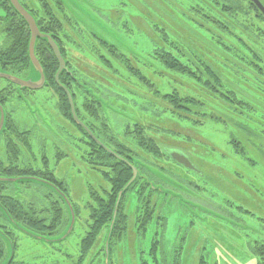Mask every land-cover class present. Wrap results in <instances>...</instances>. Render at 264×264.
<instances>
[{
    "label": "rangeland",
    "instance_id": "obj_1",
    "mask_svg": "<svg viewBox=\"0 0 264 264\" xmlns=\"http://www.w3.org/2000/svg\"><path fill=\"white\" fill-rule=\"evenodd\" d=\"M21 1L37 17L42 33L52 24L48 6L62 21H72L70 16L79 21L81 34L74 28L69 31L72 37L63 40L71 70L101 99L106 98L102 99L104 111L99 112L115 141L140 154L137 161L145 163L148 175L168 192L155 193L141 181L146 191L142 198L139 187L127 195L123 208L127 218L125 236L110 250L109 263L102 249L108 233L105 224L84 258L80 244L90 230L91 209L99 206L96 197L106 202L112 198V181L105 175L112 171L90 160L89 144L82 132L62 117L61 99L55 88L19 91L0 78V104L10 121L8 132L0 139V162L6 166L0 175L31 177L21 176L25 171L47 178L68 194L79 213L69 228L62 220L56 228L34 227L43 234L12 226L10 232L16 244V262L12 264H176L177 259L180 264H260L264 252V77L249 69L237 72L219 65L225 55L207 33L196 28L197 21L192 19L195 16L187 8L198 0H60L62 5L54 0ZM8 6L6 0H0V62L19 61L6 68L13 72L19 69L24 75L28 69L25 58L13 59L7 52L9 46L14 47L11 33L24 27V21ZM154 23L166 29L168 38L176 40L186 33L195 37L194 48L205 61L219 68L222 78L216 93L148 57L154 39L162 43ZM84 27L118 49L107 47L97 38L91 39L97 45L96 57L91 53L92 45L79 49V44L91 43L82 39L87 38ZM25 28L27 37L26 33L16 37L20 45L29 39ZM70 28L66 23L61 34ZM10 41L12 45H8ZM121 46L134 47L148 60L136 59ZM70 67L66 61V68ZM139 71L151 79L155 89L144 85L137 75ZM174 88L198 99L201 108L186 113L175 110L164 96ZM77 93L82 113L84 99L79 90ZM86 117L93 121L88 114ZM137 122L144 124L155 144L185 153L195 169H187L167 155L147 151L149 147L133 136ZM144 173L141 175L147 176ZM36 183L39 189L30 188L31 184L20 186L22 199L27 212L43 216L50 225L52 210L65 206L50 186ZM15 191L5 190L4 195H14ZM149 194L159 198L155 211L154 200L150 198L151 206L144 203ZM139 205L149 211L148 219L139 211ZM11 246L8 241L6 256Z\"/></svg>",
    "mask_w": 264,
    "mask_h": 264
},
{
    "label": "trees",
    "instance_id": "obj_2",
    "mask_svg": "<svg viewBox=\"0 0 264 264\" xmlns=\"http://www.w3.org/2000/svg\"><path fill=\"white\" fill-rule=\"evenodd\" d=\"M54 1L59 2L62 5L60 0H54ZM260 1L264 5V0H260ZM3 2H5V0H3ZM6 2L7 4L10 5L8 7L10 9L12 8L16 12V14H18V16H20V18L24 21V27L20 26L16 30L15 34L11 33L12 37H10V39L13 38L15 39L14 47L11 48L9 46L7 52L8 54L11 53L9 57L12 56L13 59H17V58L21 59L24 57L28 69L27 72H25V74L22 75L21 72H19V69L13 72L6 68V66H8L9 64H15L18 63L19 61H14V62L4 61L2 63L0 62V70L11 73L21 78L28 79L32 72V62L29 53L30 29L28 27L27 21L16 11L14 6L11 4L10 0H6ZM187 8L188 11H192L193 15L195 16V18L192 17V19L197 21L195 23L197 25L196 28H198V30L204 33H207L210 36V41L212 42V44L225 55V61L222 64H219L222 68L237 72L240 70L244 71L246 69H249L251 71L257 72L258 74H260V76L264 77V14L252 0H198L196 5H189L187 6ZM125 11L126 8H124V12ZM48 13L51 15L50 23L52 24H50L49 27L43 29L48 35H50L54 39L55 42L59 43L58 45L60 47L62 55L65 59H67L66 47L59 41L64 37L71 38L72 35L69 34V31L72 32L74 28L80 32L79 34H81L79 21L74 16L69 17V18L71 17L73 18L72 21H70L68 18L62 21V19L57 17L56 14H53L51 12L50 6H48ZM200 20H205L206 24H204ZM66 23H68V25H70L71 28L66 29L65 33L61 34L62 27L64 28ZM25 26H27L28 28L29 39L26 38L27 44L24 43L20 45L16 40V37L18 36V34H21L24 37V33H26V37H27V30ZM154 26L156 27L155 32L157 35H160L162 43L156 42V40L154 39L155 43L153 46V51L148 54V57L151 56L153 60H157L159 63L164 65L165 68L169 69L171 72L183 76L186 75L192 78L198 86L204 87L205 89L209 90L212 93H216L218 91L217 88L221 84V78H222L219 68L217 66H214L211 62L205 61L203 55H201V53L194 48L196 41L195 37H193L192 34L190 35L186 33V35L179 34L180 37L174 40L173 38H168L169 34L166 32V29L164 27H159V23L157 24L154 23ZM84 29L85 32L87 33V38H82V39H87L91 43L87 42L85 44H79V49L80 47H83L87 44L92 45L93 48L91 49V53L96 57L95 53H96L97 45H95L91 41V39L93 38L94 39L97 38L96 39L97 41L104 43L107 47H110L111 49H115V50L118 49L117 45L110 44L108 41L94 34L92 31L87 30L85 27ZM163 31L165 32L161 34V32ZM10 42L8 43V45L13 44V41ZM121 47H122V51L123 50L126 51V53L134 56L138 60L141 61L148 60V57H146L144 53H141L132 46L130 48L126 47L125 49L123 48V46ZM35 54L40 60L41 66L47 78L46 87L55 88L60 95V99H61L60 111L62 112L64 117L68 118L69 121L73 124V126L77 125L70 112L68 95L64 93V91L61 89L62 88L61 85L68 87V89L72 93L79 118L87 124V126L93 132V134L96 135V137L100 139L102 143L105 144L108 148L115 151L119 156L126 158L128 162L131 163V165L133 164L137 168L139 165V169H141V174L143 171H145L144 174H147L146 177H148L151 181H153V177L151 175H148L149 171L145 168V163L140 164L139 161L138 164L136 162L137 155L140 154H137L135 150H132L133 148L129 149L128 148L129 146L125 145L123 142L115 141V139L117 138L107 128L109 124L106 121H102V117L99 111H102V107H103L101 104L102 99L105 100L106 98L104 97L105 98L104 99L102 97L101 99V96L98 94L97 95L90 94L89 91L91 90H89V88L91 89V87L83 80H81V78H78L75 75V72L71 70V67L68 64V61H67V65L68 67H70L72 73L67 68L63 69V71L60 73L59 76V83L57 82L56 74L60 67L59 60L56 54L54 53L53 49L51 48V45L46 37H39L37 39L35 45ZM108 62L110 63V60H108ZM126 64H129V61ZM241 67H243L244 69H242ZM137 75H139L138 77H140V79L142 80L144 85H146V87L150 89H155L154 84L151 82V79L146 77L145 74L139 71ZM68 81H73V82H68ZM9 83L18 88V85L10 81ZM23 90H27V88ZM78 90L80 91L79 95H81L82 98L84 99V107H83L84 111L87 114H89L90 117H93L94 121H89L88 119L86 120L83 117L81 113V108H79V105L77 104L76 101ZM159 92L160 91L157 90V93ZM164 96L171 104H173V106H175V110L177 109V111L186 113V112H190L191 108L192 111H194L195 108H201V103L198 101V99L188 95L184 96L180 92V90L176 88H174L172 93L166 92ZM0 103L3 104L2 100H0ZM5 112H6V121L4 128L0 134V139L8 132V129L10 127V123H9L10 121L6 109ZM97 121L102 124L100 126L97 125L96 124ZM77 127L79 131L82 132L81 134L83 135L84 140L87 142V144H89L88 147H89L90 160L94 161V164H96L97 167L105 166L107 168H110L111 171L113 172V174L112 172L105 173V175L109 177L110 180L112 181L111 184H112L113 192L110 193V195H112V198H110L109 202H106L105 200L102 201L96 197L95 199L97 201L99 200V206L98 207L97 205L93 206L91 209L90 217L92 219V223L90 226V230L88 231L85 240L82 241L80 244L81 255L84 256L85 258L87 251L90 250V248L92 247V245L96 240L97 235L100 233L102 224L107 225L106 230L107 232L109 231V227L113 219L117 197L120 191L131 181L133 177V170L129 163H126L125 161L120 160L119 158L113 156L111 153L103 149L97 142L91 139L90 133L87 132L83 127H79L78 125ZM133 131L135 132L133 133L135 140L139 138L141 144H145V147H149L146 149L147 151L155 152L158 156L167 155V157L171 159L170 155L167 153V147H160L159 143L155 144L157 142L154 141L153 138L152 139L150 138V134L145 129L144 124H142L141 122H137ZM151 141L154 142L153 146L151 144ZM11 144L12 143H10V146ZM147 144L150 145L147 146ZM130 151L132 153H129ZM1 164L2 162H0V170L6 168V166H1ZM159 169L162 172H164L162 168ZM20 174H23L21 176H31V178L35 177V179L34 178L33 179L30 178L28 180L22 179L17 182L0 180V264H2L5 257H7L8 259V256L5 255L7 251L6 249V244L8 243L7 239L12 241L14 246V253L16 252V244L12 240L13 235L12 232H10V228L14 229L12 227L13 221L27 228V230L33 231L37 234H43L34 229V227H36L37 225L38 226L43 225L44 228L45 227L48 228L52 226L53 228L54 227L56 228L59 225H61V220H62L63 222L66 223L68 222L67 223V228H68L71 221L69 207L67 203L63 201V199L62 202L64 203L65 207H63L61 204L59 205V207L57 206V209L52 210L51 214L52 216H54V218L53 217L51 218L52 221L50 225H48L50 220L44 218L41 215H38L36 212H35L36 214L34 213L30 214L29 211L27 212L26 204L22 199L23 197L21 192L23 191V189H21L20 186L31 184L30 188L39 189L37 186L38 183H36L39 182L37 181V179L38 178L42 180H48V179L43 178L41 176L37 177L35 175H29L25 171L21 172ZM0 177L17 178L20 176L0 175ZM144 180H145L144 178L138 176L136 180L130 184L126 192L122 195V199L120 201L118 214L116 217V222L114 224L110 247H109V250L111 251H112V247H114L117 244V242L123 239V237L125 236L127 218H125L126 216L123 208L125 206L127 195L132 190L139 187V196L142 198L143 197L142 194L146 191V186L149 188L148 182ZM141 181L146 186L143 185ZM56 186L60 190H62L58 185ZM12 189L16 190L14 195H4L5 190L11 191ZM51 192L55 194L57 193L53 189L51 190ZM154 192L160 194V191H154ZM66 195L68 196V194ZM150 198L151 196L149 194L147 197L144 198V203L151 206L152 203L151 200H153V198H151V200ZM146 199L148 200L146 201ZM73 207L76 216H78L79 213L76 207L75 206ZM152 207L154 210L153 205ZM138 209L140 212L146 214V217L148 219L149 211L148 210L144 211L140 205ZM27 220H29V222ZM47 233L51 234L52 231L49 230ZM104 255L106 256L105 250H104ZM260 257H261L260 264H264V252H262ZM15 262H16L15 259L14 260L12 259L10 264ZM176 264H180L178 259L176 260Z\"/></svg>",
    "mask_w": 264,
    "mask_h": 264
},
{
    "label": "water",
    "instance_id": "obj_3",
    "mask_svg": "<svg viewBox=\"0 0 264 264\" xmlns=\"http://www.w3.org/2000/svg\"><path fill=\"white\" fill-rule=\"evenodd\" d=\"M257 6L258 8L262 11V13L264 14V5L262 4V2L260 0H252ZM11 4L14 6V8L16 9V11L28 22L30 30L32 32V36H31V41H30V45H29V53H30V58H31V62H32V72L31 75L28 79L25 78H21L18 77L16 75H13L11 73L8 72H4L0 70V78L2 79H6L16 85H18L19 91L23 90V89H32V90H39L42 89L45 86V82H46V76L44 73V70L41 66L40 60L38 59V57L35 54V45H36V41L39 37H46L51 45V48L53 49L54 53L56 54L59 62H60V67L59 70L57 71L56 74V79L57 82L59 83V76L60 73L63 71V69L66 68V60L63 57L60 47L59 45L53 40V38L45 33H41L36 19L34 18V16L24 7V5L20 2V0H10ZM61 85V84H60ZM62 88H64L65 93L68 95V98L70 99V103H71V107H72V112H73V117L74 120L77 124H79L81 127H83L87 132L90 133L91 139H93L95 142H97L103 149H105L106 151H108L109 153H111L113 156L119 158L120 160L125 161L126 163H129L131 165L130 162H128V160L124 157L119 156L115 151H113L112 149L108 148L105 144L102 143V141L100 139H98L96 137V135L93 134V132L89 129V127L80 120V118L78 117L76 111H75V105H74V100L72 98V94L71 92L68 90V88L64 85H61ZM0 134L4 128L5 125V121H6V112L3 108V106L0 104ZM167 153L170 155V157L176 161L177 163L183 165L184 167H186L187 169L190 170H194V166L192 164V162L190 161V159L186 156L185 153H183L182 151H178V150H167ZM131 168L133 170V177L131 179V181L120 191L118 197H117V201H116V205H115V209H114V214H113V219L111 221L110 227H109V231L106 237V241H105V253H106V260L107 263H109V254H110V242H111V237H112V233H113V228H114V224L116 222V217L118 214V209H119V205H120V201L122 199V195L126 192V190L128 189V187L130 186V184L136 180V178L138 176H141L142 178H144L148 184L150 185V187L154 190V191H160L161 193L166 194L168 191L165 190L163 188V186H159L157 184H155L153 181H150L146 176H142L139 172V169L134 166L133 164L131 165ZM31 177H22V178H16V177H12V178H8V177H0V180H7V181H13V182H17L19 180L22 179H30ZM35 179V177H33ZM31 178V179H33ZM37 179V178H36ZM37 181L42 182L45 185L50 186L54 191L57 192V194L60 195L61 198L65 199L68 207H69V211H70V215H71V221L70 224L68 226V228L70 227V225L72 224L74 226V220L76 218V214H75V210L74 207L71 203V201L68 199V197L66 196V194L64 192H62L56 185H54L51 182H45L42 179H37ZM14 227H23L20 224H17L16 222H12ZM23 229H25L23 227ZM27 230V229H26ZM25 230V231H26ZM72 230V229H71ZM28 232H30L29 230H27ZM32 233V232H30ZM67 233V232H66ZM36 236H38L37 234H34ZM8 241L11 242L12 246H11V250H10V254L8 259L3 263V264H10L11 260L13 259L14 256V246L11 240L7 239Z\"/></svg>",
    "mask_w": 264,
    "mask_h": 264
},
{
    "label": "flooded vegetation",
    "instance_id": "obj_4",
    "mask_svg": "<svg viewBox=\"0 0 264 264\" xmlns=\"http://www.w3.org/2000/svg\"><path fill=\"white\" fill-rule=\"evenodd\" d=\"M22 2V1H21ZM32 13V12H31ZM33 14V13H32ZM35 18H37V17H35ZM39 24V23H38ZM63 26H64V24H63ZM28 27H29V24H28ZM39 27L41 28V26H40V24H39ZM29 29H30V27H29ZM43 33H45V34H47L45 31H43ZM31 36H32V32H31V30H30V41H31ZM64 39H68L67 37H65V38H62L59 42H61L62 44H63V40ZM54 40V39H53ZM74 40V39H73ZM59 44V43H58ZM66 61H68L67 59H65ZM59 65H60V62H59ZM66 69V68H65ZM70 72L72 73V71L70 70ZM30 74V73H29ZM68 82H73V81H68ZM46 83H47V78H46V82H45V86H44V88L46 87ZM68 88V87H67ZM43 89V88H42ZM63 91H64V93H65V90H64V88H61ZM69 90V89H68ZM89 90H91V91H89V93L90 94H92V95H97L96 94V92H95V90L91 87V89L89 88ZM27 91H36V90H32V89H28L27 88ZM70 91V90H69ZM72 94V93H71ZM77 94V93H76ZM72 98H73V96H72ZM69 99V98H68ZM73 100H74V98H73ZM106 101V100H105ZM103 103H104V101L103 102H101V104H102V106H103V111H104V105H103ZM108 103V102H107ZM105 104V103H104ZM69 105H70V112H71V115H72V117H73V112H72V107H71V103H70V99H69ZM74 105H75V102H74ZM79 108H80V106H79ZM75 111H76V113H77V110H76V105H75ZM61 112V111H60ZM62 113V112H61ZM78 115V114H77ZM82 115H83V117L87 120V117H86V115H87V113L86 112H83L82 111ZM88 116L90 117V115L88 114ZM62 117L63 118H65L66 119V121L68 120V122L69 123H71L70 121H69V119L68 118H66V117H64V115L62 114ZM79 117V116H78ZM93 121H94V119H93V117H90ZM73 119H74V117H73ZM81 120V119H80ZM75 121V120H74ZM82 121V120H81ZM82 122H84V121H82ZM76 123V122H75ZM85 123V122H84ZM72 124V123H71ZM77 124V123H76ZM86 124V123H85ZM73 125V124H72ZM79 127H81L79 124H77ZM77 125H75L74 127V129L76 130V131H79V129H78V127H77ZM87 125V124H86ZM137 163H138V161H136ZM139 164V163H138ZM43 181H45L46 183L47 182H49V181H47V180H43ZM42 183V182H41ZM154 183H156L155 181H154ZM27 185V184H26ZM150 186V185H149ZM149 188H151V187H149ZM152 189V188H151ZM153 190V189H152ZM156 193V192H155ZM58 195V197H60V195L59 194H57ZM61 200L63 199V198H60ZM59 199V200H60ZM154 200V202H153V206H154V210L156 209V206H157V203H159V198H158V196L156 197V199L154 198L153 199ZM63 201H65V199H63ZM66 202V201H65ZM74 206V205H73ZM103 249V253H104V250H106V247H103L102 248Z\"/></svg>",
    "mask_w": 264,
    "mask_h": 264
},
{
    "label": "bare ground",
    "instance_id": "obj_5",
    "mask_svg": "<svg viewBox=\"0 0 264 264\" xmlns=\"http://www.w3.org/2000/svg\"><path fill=\"white\" fill-rule=\"evenodd\" d=\"M85 6V5H84ZM86 86V85H85Z\"/></svg>",
    "mask_w": 264,
    "mask_h": 264
}]
</instances>
